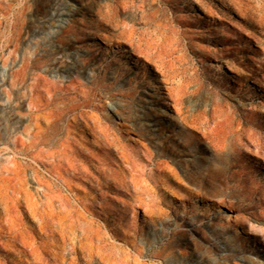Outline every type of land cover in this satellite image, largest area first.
I'll use <instances>...</instances> for the list:
<instances>
[{
    "label": "rangeland",
    "instance_id": "374dc122",
    "mask_svg": "<svg viewBox=\"0 0 264 264\" xmlns=\"http://www.w3.org/2000/svg\"><path fill=\"white\" fill-rule=\"evenodd\" d=\"M47 263L264 264V0H0V264Z\"/></svg>",
    "mask_w": 264,
    "mask_h": 264
},
{
    "label": "bare ground",
    "instance_id": "6f19581e",
    "mask_svg": "<svg viewBox=\"0 0 264 264\" xmlns=\"http://www.w3.org/2000/svg\"><path fill=\"white\" fill-rule=\"evenodd\" d=\"M159 115H161V117L165 120L169 119L171 117V113L166 109V108H161L158 112ZM178 199H181L180 196H177ZM31 244V243H30ZM32 249V248H31ZM36 250V249H34ZM28 251V250H27ZM25 253V252H24ZM30 254V253H28ZM24 255V254H23ZM57 255V254H56ZM59 255V254H58ZM37 257V256H36ZM58 258V257H57ZM60 259V258H59ZM24 262H27V260L25 259ZM37 262V261H36ZM48 264V263H47Z\"/></svg>",
    "mask_w": 264,
    "mask_h": 264
}]
</instances>
